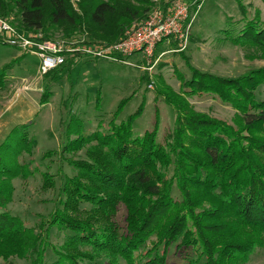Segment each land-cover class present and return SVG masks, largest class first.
I'll return each mask as SVG.
<instances>
[{
    "label": "trees",
    "instance_id": "16d2710c",
    "mask_svg": "<svg viewBox=\"0 0 264 264\" xmlns=\"http://www.w3.org/2000/svg\"><path fill=\"white\" fill-rule=\"evenodd\" d=\"M155 1L91 0L80 14L71 0H0V16L13 17L19 30L41 32L46 39L82 33L88 39L83 44H110L133 21L146 18ZM161 1L163 10L177 2ZM247 9L242 5V25L231 42L264 53V19ZM11 66L0 71V89ZM190 68V79L180 76V93L170 87L162 93L177 115L165 143L159 142L157 127L135 134L143 104L127 120L117 123L114 117L105 129L90 134H79L83 122L71 120L60 155L77 174L64 181L63 199L49 219L33 227L8 205L14 180L39 170L32 159H22L34 153L38 141L31 136L33 121L11 129L0 144V259L12 263L17 256L26 260L22 264H248L264 248V97L256 93L264 87V66L239 77ZM51 95L45 89L41 104ZM211 95L237 109L235 125L195 110L187 100ZM83 149L86 159L71 157ZM51 155L46 152L44 158ZM42 174L45 187L55 186L51 172ZM120 204L127 210L125 228L114 220ZM52 228L67 234L62 243L50 241ZM49 250L55 255L51 262Z\"/></svg>",
    "mask_w": 264,
    "mask_h": 264
},
{
    "label": "rangeland",
    "instance_id": "374dc122",
    "mask_svg": "<svg viewBox=\"0 0 264 264\" xmlns=\"http://www.w3.org/2000/svg\"><path fill=\"white\" fill-rule=\"evenodd\" d=\"M90 1L71 0V4L76 12L84 14ZM99 1L114 4L127 2ZM155 2L157 5L151 6L149 14L161 6V0ZM242 5L264 19L262 0H204L198 12L194 7L191 11L194 20L189 45L184 54H168L164 58V61L170 62L166 68L164 66L167 63L160 62L156 53L155 59L158 62L154 68L150 65L155 59L149 63L143 58L141 63L142 52L134 53L123 61L97 58L84 53L68 57L69 61L56 70L41 75V59L38 55L0 42V71L5 66L12 65L7 70L6 85L0 89V144L13 127L30 121H33L31 136L38 141L34 153L31 156L25 155L22 159H32L39 170L27 179L14 180L15 193L8 205L11 213L20 216L27 226L33 227L49 219L60 199H63L64 181L77 174V170L70 167L60 155L63 144L69 139L67 126L74 118L83 122L78 126L79 134H90L98 128L105 129L114 117L117 123L127 120L143 104L142 113L134 123L135 134L143 135L157 127L158 140L165 143L167 134L175 127L177 115L175 108L165 101L162 93L166 87L180 93L183 82L180 76L191 78L190 65L223 77H239L254 68L264 66V53L249 45L239 46L231 42V37L242 25L239 21L243 14ZM144 19L133 21L126 28L125 34ZM225 30L232 31L225 33ZM85 35L79 33L67 40L83 42L88 40ZM55 39L66 38L56 35ZM168 44L174 43L170 41ZM163 47L161 45V49ZM47 88L52 91V95L43 105L41 95ZM256 93L263 98L264 87H259ZM187 100L195 110L235 125L237 109L219 98L211 95L205 98L188 97ZM75 136L77 134H73L71 138ZM49 151L53 155L44 158V154ZM71 157L86 159V149ZM44 171L54 175L55 186L45 187ZM76 212L74 215L77 216ZM126 215V206L120 204L114 220L124 228ZM66 235L57 228H52L49 239L52 243L59 244ZM54 257L53 250H49L48 262ZM10 260L12 263L0 259V264L26 263L25 259L17 256ZM248 264H264V248L259 247Z\"/></svg>",
    "mask_w": 264,
    "mask_h": 264
},
{
    "label": "built area",
    "instance_id": "2783aa9c",
    "mask_svg": "<svg viewBox=\"0 0 264 264\" xmlns=\"http://www.w3.org/2000/svg\"><path fill=\"white\" fill-rule=\"evenodd\" d=\"M202 1L204 0H194L192 3L177 1L168 10H163L161 6L156 7L144 20L128 30L124 38L110 44H83L66 39H46L41 32L27 34L19 30L13 24V17L7 19L2 16H0V40L27 53L38 55L41 59V75L65 64L68 57L84 53L97 58L123 61L134 53L142 52L143 58L150 63L155 59L156 50L163 42H173L174 52L187 49L194 20L191 11L196 7L198 12ZM158 59H155L150 67L154 68Z\"/></svg>",
    "mask_w": 264,
    "mask_h": 264
},
{
    "label": "crops",
    "instance_id": "0c3cea01",
    "mask_svg": "<svg viewBox=\"0 0 264 264\" xmlns=\"http://www.w3.org/2000/svg\"><path fill=\"white\" fill-rule=\"evenodd\" d=\"M161 45H163L164 47L161 49ZM175 46V44H168L167 42H163L162 44H160L156 50V54L161 61H164V58L171 53H179V52H174L172 50V48ZM163 54V55H162ZM143 61V57L141 59V63ZM165 63H167L164 68H166V66L170 63L169 61H164Z\"/></svg>",
    "mask_w": 264,
    "mask_h": 264
}]
</instances>
